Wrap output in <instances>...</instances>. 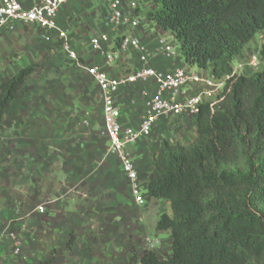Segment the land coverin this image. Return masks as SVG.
<instances>
[{"label":"trees","instance_id":"1","mask_svg":"<svg viewBox=\"0 0 264 264\" xmlns=\"http://www.w3.org/2000/svg\"><path fill=\"white\" fill-rule=\"evenodd\" d=\"M152 3L140 13L174 38L186 66L230 78L201 106L191 144L162 141L143 186L146 197L171 204L172 215L156 225L170 234L171 257L131 248L128 264H264V69L233 75V64L247 59V46L264 31V0ZM115 43L117 51L121 39ZM257 54L264 63V45ZM32 73L23 69L0 84V120Z\"/></svg>","mask_w":264,"mask_h":264},{"label":"rangeland","instance_id":"2","mask_svg":"<svg viewBox=\"0 0 264 264\" xmlns=\"http://www.w3.org/2000/svg\"><path fill=\"white\" fill-rule=\"evenodd\" d=\"M138 2L142 12L150 6L145 0ZM74 6V10L63 9L59 24L61 30L67 32L78 62L69 58L59 33L55 31L18 25L0 38V84L23 69L33 68L19 97L0 120V229L12 241L14 260L18 264H39L47 260L55 264L54 258L65 264H77L76 259L67 260L65 253L53 251V229H50L53 227V150L63 165H71L73 159L67 157L65 151L72 146L75 149L88 147L92 141L90 135L94 134L97 149L104 148L105 153H109L105 127L100 129L94 115L82 113L72 103L100 100L99 87L86 68L106 71L108 64L103 54L94 51L90 41L102 33L114 31L103 24L97 13L92 18L82 11V7L78 10L81 5ZM142 21H148L144 14ZM262 45L264 31L247 46L245 58L257 54ZM263 69L264 63L260 66V70ZM253 71H248L247 75ZM134 86L131 95L136 97L142 88L138 84ZM53 123L58 138L54 140ZM65 131L67 137H64ZM177 135L173 132L172 138L177 140ZM66 169L60 178L63 183L68 178ZM45 195L49 198L44 199ZM39 196L45 202L38 200ZM30 201L33 210L45 207V213L37 221L39 225L29 223L26 218L25 205ZM12 234L20 246L11 238ZM28 239H33L30 251L26 243ZM68 249L72 247L68 246ZM77 252L79 255L80 251Z\"/></svg>","mask_w":264,"mask_h":264},{"label":"crops","instance_id":"3","mask_svg":"<svg viewBox=\"0 0 264 264\" xmlns=\"http://www.w3.org/2000/svg\"><path fill=\"white\" fill-rule=\"evenodd\" d=\"M145 2L147 6L150 5L146 10L156 7L152 0ZM74 5H81L77 6L78 10L82 7V11L91 17L95 18L97 13L102 21L99 12L100 0H87L84 3L73 2L65 5L59 13L58 23L63 9L74 10ZM120 33L139 37L148 53L143 55L131 48L118 51L117 60L105 67V72L110 77H125L146 67L154 68L164 74L172 73L177 68L197 71L196 67L185 65L181 54L178 58L169 59L161 53L158 39L169 34L164 33L154 22L146 21L137 29L123 27ZM114 48L112 44L106 46L107 51L111 49L115 51ZM248 71L251 70L245 69L241 74L247 75ZM197 72L209 74L206 70L199 69ZM138 86L142 90L139 95L136 94V97L131 95L134 85L121 88L116 96L124 127L138 128L145 112L146 102L157 95L158 90L153 83H139ZM72 104L82 113L94 115L100 129L104 127L101 100L79 101ZM55 130L53 123V140L58 139ZM173 132L178 133L177 140L172 138ZM65 133L64 137H67L68 132ZM94 136V134L90 135L92 141L86 148L67 147L65 154L67 157H72L71 165L67 163L63 165V161L59 160L53 150V227H50L53 229V251L56 249L58 253H65L67 260L76 259L77 264H128L131 247L136 250L138 256H142L146 250H152L161 260H167L172 255V240L169 232L157 231L156 225L162 214L172 215L170 202L151 199L147 195L145 205L139 206L132 197L131 183L120 161L109 153L106 154L104 148L97 149ZM196 137L195 117L188 115L179 118L165 117L159 120L150 137L129 147L143 186L145 188L147 186V175L153 170V158L159 152L163 140L169 141L172 145L178 143L189 145ZM74 156L77 157L74 159ZM79 157L81 160L78 159ZM64 168H68L66 183L60 179ZM46 198H49V195L44 199ZM38 200L44 201L41 196ZM32 203L30 201L25 205L26 218L29 223L32 221L35 225L36 223L39 225L37 221L42 214L33 210ZM71 235H74L75 240L72 249L69 250L68 242ZM33 239H28L26 242L29 251ZM38 239L37 241L34 239V242H38ZM154 241H158L159 244L151 249L149 244ZM12 246V241L0 229V264H18L14 260ZM77 250L80 251L79 255L76 254ZM54 259L55 264H65Z\"/></svg>","mask_w":264,"mask_h":264},{"label":"built area","instance_id":"4","mask_svg":"<svg viewBox=\"0 0 264 264\" xmlns=\"http://www.w3.org/2000/svg\"><path fill=\"white\" fill-rule=\"evenodd\" d=\"M87 0H0V38L6 31H13L18 25L36 26L50 32L59 33L63 48L69 58L78 62V56L72 49L67 33L62 31L58 16L61 9L70 3H84ZM102 22L113 33H102L91 39L95 52L104 55L106 63L111 65L118 58V51L129 48L147 55V48L140 38L120 33L123 27L137 29L142 21L141 6L138 0H100ZM118 32V33H117ZM121 39L117 51H107L106 46L116 47V39ZM158 46L167 58L175 59L180 55L179 46L171 36L158 39ZM262 60L258 54L238 62L233 69V75L241 74L245 68L254 71L260 69ZM88 74L95 80L100 91L103 104L104 127L109 140V154L116 157L124 173L131 183L132 197L139 206H144L146 196L139 173L132 158L129 147L151 136L156 124L165 117H196L201 106L215 101L223 92L230 76L216 78L207 73L193 71L187 68H177L172 73L164 74L154 68L146 67L125 77L113 78L98 68H86ZM153 83L157 87V95L146 102L145 112L138 128L124 127L121 123V109L117 105L116 96L121 88L135 84ZM39 214L45 213V207L36 208ZM12 239L16 236L12 234ZM17 246L20 243L17 241ZM158 241L151 242L149 247L155 248ZM19 251H16L18 254Z\"/></svg>","mask_w":264,"mask_h":264}]
</instances>
